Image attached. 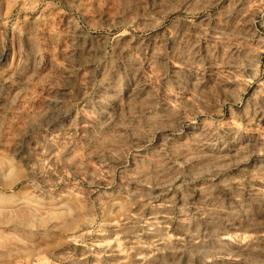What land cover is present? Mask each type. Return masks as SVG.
<instances>
[{
    "label": "clouds",
    "instance_id": "1",
    "mask_svg": "<svg viewBox=\"0 0 264 264\" xmlns=\"http://www.w3.org/2000/svg\"><path fill=\"white\" fill-rule=\"evenodd\" d=\"M261 27L264 0H0V264H264Z\"/></svg>",
    "mask_w": 264,
    "mask_h": 264
},
{
    "label": "rangeland",
    "instance_id": "2",
    "mask_svg": "<svg viewBox=\"0 0 264 264\" xmlns=\"http://www.w3.org/2000/svg\"><path fill=\"white\" fill-rule=\"evenodd\" d=\"M64 26H66V21H65V24ZM259 27V25H258ZM261 32H264V27H261ZM51 44V41H46L45 42V50H48V51H52L54 49L48 47V45ZM11 56L9 58V65H11L13 63V59L16 61V62H19V60L21 59V46L18 42L14 43V44H11ZM10 74V72H9ZM249 95H251V91L249 92Z\"/></svg>",
    "mask_w": 264,
    "mask_h": 264
}]
</instances>
